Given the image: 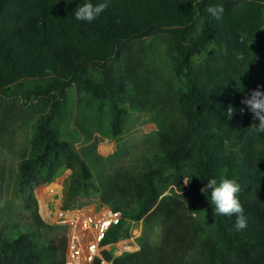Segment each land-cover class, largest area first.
Returning <instances> with one entry per match:
<instances>
[{
  "label": "trees",
  "instance_id": "obj_1",
  "mask_svg": "<svg viewBox=\"0 0 264 264\" xmlns=\"http://www.w3.org/2000/svg\"><path fill=\"white\" fill-rule=\"evenodd\" d=\"M84 2L0 0V100L20 99L37 112L19 193L70 167L66 203L100 197L123 217L143 219L140 250L113 264H264V132L252 128L258 120L242 103L264 86V0H107L92 23L74 18ZM217 3L225 8L219 20L207 11ZM241 33L249 62L238 59L249 55ZM132 115L156 126V145L142 165L108 171L93 134L114 137L116 156ZM67 127L87 144L77 149ZM193 174L201 177L185 185ZM221 175L241 185L242 231L235 216H214L201 191ZM35 212L0 223V264H64L63 229Z\"/></svg>",
  "mask_w": 264,
  "mask_h": 264
},
{
  "label": "built area",
  "instance_id": "obj_2",
  "mask_svg": "<svg viewBox=\"0 0 264 264\" xmlns=\"http://www.w3.org/2000/svg\"><path fill=\"white\" fill-rule=\"evenodd\" d=\"M74 135L79 141L76 143L72 140V143L79 149V145H83L82 134ZM94 136L101 137L99 134ZM112 138L102 140V143L107 144L106 150L114 147ZM112 152L113 149L108 155ZM72 174V168L66 167L53 179L40 182L33 189L36 210L41 219L47 225L64 231V264H113L115 258L139 251L143 219L123 217L121 211L113 210L100 197L66 203V188ZM122 222L124 226L121 235L105 243L107 232Z\"/></svg>",
  "mask_w": 264,
  "mask_h": 264
},
{
  "label": "rangeland",
  "instance_id": "obj_3",
  "mask_svg": "<svg viewBox=\"0 0 264 264\" xmlns=\"http://www.w3.org/2000/svg\"><path fill=\"white\" fill-rule=\"evenodd\" d=\"M33 107L34 105L32 104L24 105L20 99L0 100V223L3 220L22 221L25 217L36 213V203L31 201V198H27L29 195L33 197V189L26 190L27 196H23L16 187L19 164L28 150L30 139L34 133L33 123L37 117V112H35ZM70 127L78 129L75 117L71 119ZM70 127H67L65 136L78 143L79 139L77 136L73 135L71 136L72 138L70 137ZM156 132V126L153 123H147L144 118L132 115L128 119L127 130L122 136L121 148L119 147L120 151L116 156H114V153L118 145L116 139H113L112 136L104 138H112L111 140L114 144L112 146L114 147H111L110 150H106L105 146L107 144L102 143L104 139L101 137L104 136L101 133L95 132L93 135L99 134L101 137L97 138L95 136L93 141L96 142L98 153L105 157V160H103L106 163L105 169L110 171L121 165L129 168L142 165L145 152L148 148L153 149L156 145ZM86 144L84 142L82 146ZM79 146L80 149L82 146ZM104 148L106 151H104ZM112 149L113 152L108 155ZM93 173L94 176L97 175V171L94 168ZM173 189L172 186H169L165 190L164 195L172 193ZM200 213V211H194L192 217L198 218ZM201 217L202 214L199 218ZM157 223L156 236L160 233L161 227L165 225L163 218L158 219ZM205 223L209 224V220L206 219ZM57 235L60 237V233H57ZM194 250L195 247L191 252Z\"/></svg>",
  "mask_w": 264,
  "mask_h": 264
},
{
  "label": "clouds",
  "instance_id": "obj_4",
  "mask_svg": "<svg viewBox=\"0 0 264 264\" xmlns=\"http://www.w3.org/2000/svg\"><path fill=\"white\" fill-rule=\"evenodd\" d=\"M194 4H198L200 0H193ZM108 8L107 0H85L84 3L79 4L74 10L73 15L77 21L92 23L98 19ZM208 13L214 19H221L224 15L225 8L222 3L212 4L207 8ZM248 36L246 33L239 35V42L244 44L249 55L245 57L240 55L238 59H247L249 62L253 59V54L249 50L247 44ZM264 86H260L257 89L251 91L242 102L247 106L248 111L253 114L254 119L258 120V124H254V128L257 132H264ZM236 110L229 106L224 115L230 120L233 113ZM244 110L241 109V112ZM193 176L201 177L193 174L190 178L184 177L183 183L187 185L192 180ZM207 183L201 189L202 193L206 194L208 200L210 195V204L212 205L213 215H222L232 217L235 216V229L242 231L248 226V218L245 214V209L241 203L240 192L241 185L238 183L236 178H229L226 175H221L219 178L210 177L206 178Z\"/></svg>",
  "mask_w": 264,
  "mask_h": 264
}]
</instances>
